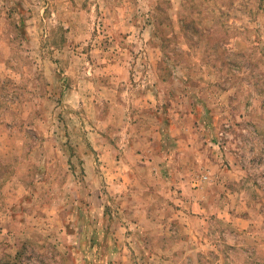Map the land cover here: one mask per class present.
Masks as SVG:
<instances>
[{"label":"rangeland","instance_id":"374dc122","mask_svg":"<svg viewBox=\"0 0 264 264\" xmlns=\"http://www.w3.org/2000/svg\"><path fill=\"white\" fill-rule=\"evenodd\" d=\"M0 264H264V0H0Z\"/></svg>","mask_w":264,"mask_h":264},{"label":"crops","instance_id":"0c3cea01","mask_svg":"<svg viewBox=\"0 0 264 264\" xmlns=\"http://www.w3.org/2000/svg\"><path fill=\"white\" fill-rule=\"evenodd\" d=\"M180 185L181 184H177L176 185V188H174V190L177 191V193L179 195V201L181 202L180 204L183 205L182 208L180 210H178V212L181 213V215H183V216H193V214L190 211H188V208H185V207H187L188 200H189V203L188 204H191L192 203V198L190 197V199H189V195H187V194L184 193L185 190L180 191V187H183L185 189V186L184 185L183 186H180ZM212 190L213 189L207 190L203 186H201V187H197V188L191 190V193H193V194H198V193L203 194V192L205 191L206 199L212 200L213 197H215V196L212 195L213 194V191ZM200 197L201 196H199V198H195V200L193 201V204H196L197 206H200L201 205V198ZM194 209H192V210H194ZM202 211H204L203 210V207H200L199 210H194L193 212H194V214L196 216H200V214L202 213Z\"/></svg>","mask_w":264,"mask_h":264}]
</instances>
